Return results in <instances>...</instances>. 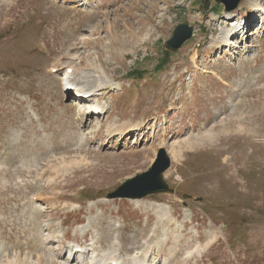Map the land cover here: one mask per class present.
Returning <instances> with one entry per match:
<instances>
[{
    "label": "rangeland",
    "instance_id": "1",
    "mask_svg": "<svg viewBox=\"0 0 264 264\" xmlns=\"http://www.w3.org/2000/svg\"><path fill=\"white\" fill-rule=\"evenodd\" d=\"M161 148L173 193L107 199ZM117 236L157 238V264H264V0H0V264H90Z\"/></svg>",
    "mask_w": 264,
    "mask_h": 264
},
{
    "label": "water",
    "instance_id": "2",
    "mask_svg": "<svg viewBox=\"0 0 264 264\" xmlns=\"http://www.w3.org/2000/svg\"><path fill=\"white\" fill-rule=\"evenodd\" d=\"M222 2L226 10L237 7L240 0H217ZM193 26L188 23H179L173 37L165 42V46L172 50L179 49L183 43L193 36ZM171 165V158L164 148L159 150L155 162L149 169L143 171L122 183L115 191L108 193L107 199H142L158 192H174L164 180V173Z\"/></svg>",
    "mask_w": 264,
    "mask_h": 264
},
{
    "label": "bare ground",
    "instance_id": "3",
    "mask_svg": "<svg viewBox=\"0 0 264 264\" xmlns=\"http://www.w3.org/2000/svg\"><path fill=\"white\" fill-rule=\"evenodd\" d=\"M258 7H259V9H262L260 6H258ZM231 34L232 33L229 30H225L221 34L222 40L225 41V43H227L228 45L230 43H232V41H231L232 38L230 37ZM68 71L70 72V71H72V69L70 68V69H68ZM73 75L76 76L77 74L75 73ZM100 75L101 74H99L98 76H100ZM69 77H71V76H69ZM103 83L104 84H107L108 83V80H105L104 82H101V83L98 82L96 84V86H95L97 88H95V89L94 88H89V89L87 88L88 89L87 90V89H85L83 87H80L78 85V83L76 85H74V83L72 85H70L72 87L70 89L73 92L76 91V93H78L77 94V98L82 100V99H85V98H82V97L85 96V95H87V94H88L87 96H89V97H96V95H98V93L101 94L102 91L101 92H98V91L101 90V86L103 85ZM94 101L95 102L97 101L96 102L97 104ZM94 101L92 102V104L91 103H87V104H89V107L92 110L91 112L97 111V112H99V114H103V111L105 109V106L99 105V103H98L99 99L96 100V98H95ZM125 127L127 129V125L126 124H125ZM117 131L119 132V127H117V128L114 127L113 129H110L109 130V134L110 135H113ZM123 134L126 135V131L125 130H123L122 136H123ZM157 206H158V208H160L162 210L165 209V207L168 208L167 205L161 204V203L158 204ZM161 217H163V216H161ZM216 237H217L216 235H213L212 234V237L210 238V241L209 242L207 241L208 242L207 244H210L211 242H213L216 239ZM166 241H167V238H166ZM150 243H149V241H147V243H146V244H148L147 245V248H143V249H140V250L137 248L136 249V252L131 253V254H127L125 251H123L122 243L120 242V239L117 236L116 239H114L112 241L111 247L108 250H106L105 252H102L103 254L101 255L100 258H98V257L95 256L97 254L94 255L95 257H92L91 258V260H90L91 263L90 264H123V262H125L126 264H157V262H158L157 259H158L159 255H160L161 247L158 244V239L157 238L154 239V240H152V244H150ZM208 246H206V247H208ZM204 249H205V247H204ZM196 250H198V247H197ZM152 251H153L154 254H151ZM65 257H66L65 258L66 260L64 259L63 261H58V262L59 263L61 262L60 264H73V262L71 263L68 260L70 258H72V257H74V258L81 257V254H75L72 251V253H70L69 255L67 254ZM77 264H79V263H77Z\"/></svg>",
    "mask_w": 264,
    "mask_h": 264
}]
</instances>
